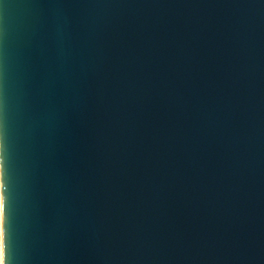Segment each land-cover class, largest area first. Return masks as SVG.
Listing matches in <instances>:
<instances>
[{
    "label": "water",
    "instance_id": "1",
    "mask_svg": "<svg viewBox=\"0 0 264 264\" xmlns=\"http://www.w3.org/2000/svg\"><path fill=\"white\" fill-rule=\"evenodd\" d=\"M5 2L65 6L10 10L45 116L19 144L21 253L264 264V0Z\"/></svg>",
    "mask_w": 264,
    "mask_h": 264
},
{
    "label": "clouds",
    "instance_id": "2",
    "mask_svg": "<svg viewBox=\"0 0 264 264\" xmlns=\"http://www.w3.org/2000/svg\"><path fill=\"white\" fill-rule=\"evenodd\" d=\"M46 7L60 10L65 6L37 2L10 4L0 0V264H49L62 259L52 254L33 255L30 251L22 254V238L17 228L19 144L24 132L43 125L45 116L34 109L29 60L25 56L27 44L21 40V33L28 32V23L13 21L10 10ZM69 53L70 34L65 17L57 58L63 62ZM35 222L41 226L38 218Z\"/></svg>",
    "mask_w": 264,
    "mask_h": 264
}]
</instances>
